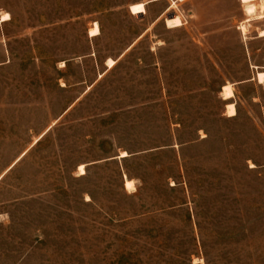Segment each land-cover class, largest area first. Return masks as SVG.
Listing matches in <instances>:
<instances>
[{
  "label": "rangeland",
  "instance_id": "rangeland-1",
  "mask_svg": "<svg viewBox=\"0 0 264 264\" xmlns=\"http://www.w3.org/2000/svg\"><path fill=\"white\" fill-rule=\"evenodd\" d=\"M238 13L0 0V264H264V41Z\"/></svg>",
  "mask_w": 264,
  "mask_h": 264
},
{
  "label": "crops",
  "instance_id": "crops-1",
  "mask_svg": "<svg viewBox=\"0 0 264 264\" xmlns=\"http://www.w3.org/2000/svg\"><path fill=\"white\" fill-rule=\"evenodd\" d=\"M247 1L233 0L239 11V15L234 19L237 24L236 30L240 32L242 41L248 46L253 41H264V0ZM248 7L254 8L252 14L248 13ZM243 27L247 32L243 31Z\"/></svg>",
  "mask_w": 264,
  "mask_h": 264
},
{
  "label": "bare ground",
  "instance_id": "bare-ground-1",
  "mask_svg": "<svg viewBox=\"0 0 264 264\" xmlns=\"http://www.w3.org/2000/svg\"><path fill=\"white\" fill-rule=\"evenodd\" d=\"M181 1H183V0H181ZM243 1L248 2L247 0H243ZM131 11L134 15H137V14H142L146 10H145V6L143 4H138V5L133 6ZM247 11H248V13L252 14V12L254 11V8L248 7ZM4 18L9 19V15H6ZM166 25L168 28H172V29L180 28L183 26V22H182L180 17H175L174 19H172V18L168 19L166 21ZM245 27H243V31L247 32ZM99 32H100L99 26H98V24H95V27L91 30L90 35H91V37H95V36L99 35ZM109 64L112 66L115 63H114V61L110 60ZM257 80L260 84H264V72L257 74ZM223 95H224L225 100H229V99L233 98L234 94H233L231 86L224 87V94ZM227 108L229 110V115L231 117L236 115L234 105H229ZM121 157H123V158L127 157V154H122ZM84 170H85V166L84 165L80 166V171L82 172V174H85ZM133 186H134V183L132 181L126 182V187L128 189H132Z\"/></svg>",
  "mask_w": 264,
  "mask_h": 264
},
{
  "label": "water",
  "instance_id": "water-1",
  "mask_svg": "<svg viewBox=\"0 0 264 264\" xmlns=\"http://www.w3.org/2000/svg\"><path fill=\"white\" fill-rule=\"evenodd\" d=\"M170 18V17H169Z\"/></svg>",
  "mask_w": 264,
  "mask_h": 264
}]
</instances>
